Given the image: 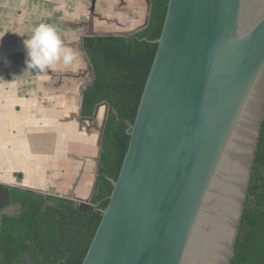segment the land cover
<instances>
[{
  "label": "water",
  "instance_id": "95a60500",
  "mask_svg": "<svg viewBox=\"0 0 264 264\" xmlns=\"http://www.w3.org/2000/svg\"><path fill=\"white\" fill-rule=\"evenodd\" d=\"M152 43L81 264H229L264 120V0H168Z\"/></svg>",
  "mask_w": 264,
  "mask_h": 264
},
{
  "label": "crops",
  "instance_id": "0c3cea01",
  "mask_svg": "<svg viewBox=\"0 0 264 264\" xmlns=\"http://www.w3.org/2000/svg\"><path fill=\"white\" fill-rule=\"evenodd\" d=\"M79 1L0 0V185L82 205L93 193L104 123L79 116L88 85V64L81 49L88 34L75 41L87 25L81 20L85 13ZM22 3L32 16L17 10ZM93 11L89 35H125L146 25L149 4L92 0ZM40 23L60 30L64 46L77 57L70 66L57 65L38 75L36 70H23L27 58L23 40ZM69 23L78 26L75 33ZM14 148L20 149L18 156L7 157Z\"/></svg>",
  "mask_w": 264,
  "mask_h": 264
},
{
  "label": "trees",
  "instance_id": "16d2710c",
  "mask_svg": "<svg viewBox=\"0 0 264 264\" xmlns=\"http://www.w3.org/2000/svg\"><path fill=\"white\" fill-rule=\"evenodd\" d=\"M146 25L125 35H87L82 51L92 79L82 92L81 119L94 117L100 105L107 116L99 142L98 170L89 213L74 201L10 190L19 213L4 216L0 228V264H81L108 203L129 143L140 97L157 49L168 0H147ZM229 264H264V120L249 176L247 194Z\"/></svg>",
  "mask_w": 264,
  "mask_h": 264
},
{
  "label": "clouds",
  "instance_id": "9594fccd",
  "mask_svg": "<svg viewBox=\"0 0 264 264\" xmlns=\"http://www.w3.org/2000/svg\"><path fill=\"white\" fill-rule=\"evenodd\" d=\"M23 44L27 54L25 71L36 70L37 75L55 69L58 64L68 67L77 58L71 48L64 46L60 30L49 24L35 26ZM4 62L7 63L6 58Z\"/></svg>",
  "mask_w": 264,
  "mask_h": 264
},
{
  "label": "rangeland",
  "instance_id": "374dc122",
  "mask_svg": "<svg viewBox=\"0 0 264 264\" xmlns=\"http://www.w3.org/2000/svg\"><path fill=\"white\" fill-rule=\"evenodd\" d=\"M28 1V0H27ZM79 1V0H78ZM79 3H81V5L83 6L82 8V11L84 9V13H85V16H81V20H85L87 22V25H86V30L85 32H81L79 35H77L75 37V41L76 42H79L81 39H80V36L83 35L84 33L86 34H93V29H92V25H91V22L93 20L92 16L94 14L95 11L91 12V7H92V0H81L79 1ZM27 3H22V5L19 7V4L17 7H19L17 10L18 11H22V13H26L28 14L29 16H32L33 15V11L26 6ZM46 4V2L44 3ZM68 22H73V21H68ZM68 28H70L71 31H73L74 33L76 32V28H78L77 25H72V23H69L67 25ZM95 27L97 28L98 27V24L96 23L95 24ZM11 33V32H10ZM83 33V34H82ZM58 66H62V64H58ZM26 67H23V70H25ZM86 72H87V79H88V84L91 82V79H92V76L90 74V72L88 71V65L86 66ZM95 117H93L95 119L96 122H100L101 121V124L103 125V123L105 122V119H106V116H107V106L105 105H100L94 115ZM20 149H13L12 152H10L9 155H7V157H15V156H18V152H19ZM83 207V205H81ZM15 209H11V210H8L7 213L8 214H12L14 213Z\"/></svg>",
  "mask_w": 264,
  "mask_h": 264
},
{
  "label": "flooded vegetation",
  "instance_id": "af4514ba",
  "mask_svg": "<svg viewBox=\"0 0 264 264\" xmlns=\"http://www.w3.org/2000/svg\"><path fill=\"white\" fill-rule=\"evenodd\" d=\"M11 189L13 188L5 185H0V228H1V221L4 216L14 218L20 211V204L11 201L10 198ZM11 209H15L14 213L8 214L7 211Z\"/></svg>",
  "mask_w": 264,
  "mask_h": 264
}]
</instances>
